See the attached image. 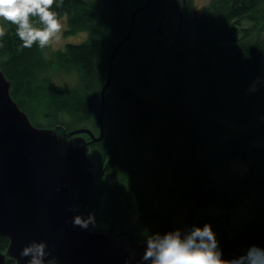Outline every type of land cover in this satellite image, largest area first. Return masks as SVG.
<instances>
[{
  "label": "trees",
  "instance_id": "obj_1",
  "mask_svg": "<svg viewBox=\"0 0 264 264\" xmlns=\"http://www.w3.org/2000/svg\"><path fill=\"white\" fill-rule=\"evenodd\" d=\"M261 1L213 0L199 14V8L193 11L190 5L183 15L180 13L182 24L194 25L201 32L190 50L192 65L183 74L179 66L174 68V73L171 67L172 63H181L185 54L183 57L181 54L168 57L161 52L157 55L159 43L152 39L154 33L158 34L153 30L160 26L168 7L180 5V12L181 0H151L136 15L130 36L114 57L112 76L117 58L118 61L129 58L131 63L145 54L132 69L136 83L122 86L118 97L135 113L136 128L142 135L153 137L156 152L169 164L164 163L172 180L168 189L170 205L164 203V213L158 214L147 201L133 199L127 204L128 212L136 218V224H131L120 211L124 193L115 164V148L103 147L102 154L108 158L100 177L102 185L79 188L74 205L95 215L104 199L102 215L108 219L106 233L127 236L134 245L153 233L174 230L172 207L176 204V209L184 208L188 212L183 236L192 226H202L203 220H194L197 211L211 206L228 211L241 200L253 198L260 210L236 235L224 232L225 216L208 219L219 231L216 240L222 255L242 256L253 245L264 249V219L258 217L264 215V145L251 146L250 136L237 134V129L227 135L224 118L225 112L230 111L231 117L241 123L258 109L252 101L263 95L264 89L249 90L248 85L260 70L264 38L251 44H238L228 58L218 55L220 45L213 40L217 30H226L233 18L250 15ZM53 10L58 19L65 17L64 32L71 35L83 31L85 39L67 43L60 49H41L38 43L26 48L16 34V25L4 21L7 31L0 38V69L10 81L12 98L33 124L71 130L94 117L95 103L108 74L109 55L126 32L130 15L127 19L122 0H63L62 6L54 5ZM191 12L199 15L198 22ZM32 20L40 26L38 18ZM152 53L165 61L173 83L179 80L178 76L184 80L187 96L183 108H177L178 98L174 94L149 104L135 89L134 86L148 82L154 67ZM51 70L60 75H76L77 80L72 84L52 83L48 77ZM238 157L246 166L242 174L230 169L231 162ZM7 245L8 238L0 236V251H5ZM6 264L15 263L8 258ZM45 264L64 263L51 260Z\"/></svg>",
  "mask_w": 264,
  "mask_h": 264
},
{
  "label": "water",
  "instance_id": "obj_2",
  "mask_svg": "<svg viewBox=\"0 0 264 264\" xmlns=\"http://www.w3.org/2000/svg\"><path fill=\"white\" fill-rule=\"evenodd\" d=\"M150 3L146 0L132 9L128 28L109 55L107 78L99 92L98 136L87 127L66 130L33 124L12 98L10 81L0 69V236L8 238L7 248L0 251V264L8 258L15 264H27L30 257L20 252L33 241L45 243V263L150 264L141 260L146 240L132 245L127 236L94 230V212L74 205L79 188L96 185L94 162L86 153L91 143L104 137L105 91L114 57L130 36L136 15ZM77 215L82 219L91 215L93 222L87 228L74 226ZM238 257L222 255L225 260Z\"/></svg>",
  "mask_w": 264,
  "mask_h": 264
},
{
  "label": "rangeland",
  "instance_id": "obj_3",
  "mask_svg": "<svg viewBox=\"0 0 264 264\" xmlns=\"http://www.w3.org/2000/svg\"><path fill=\"white\" fill-rule=\"evenodd\" d=\"M171 2V0H166ZM180 1V0H177ZM213 0H189L191 9L199 8L198 13L206 6H208ZM145 2V0H122V6L126 14V18L130 15L132 9L137 5ZM180 3V2H179ZM176 6V5H175ZM170 6L165 12V16L162 19V26H156L153 31L152 39L159 43V48L156 49L157 55L161 52L162 55L168 57L174 54H181L184 60L175 65L172 63V73L174 68L179 66L182 74L188 72L193 61V57L190 55V50L194 44L195 38L201 32L195 28L194 25L188 26L186 23L180 22L179 6ZM192 16H196V20L199 15L191 12ZM182 17V16H181ZM62 24V31L59 33V38L54 40L49 46L50 50L63 48L67 43L80 42L86 37V32L80 31L76 34H68L64 32L67 28L65 17L60 18ZM198 22V20H197ZM199 22H203L199 20ZM4 21L0 20V25H3ZM4 26V25H3ZM217 36L213 39L218 45H220L221 53L218 54L222 58L232 55L236 46L240 43L251 44L258 39L264 38V0L255 8L250 15L240 18L231 19L227 29L224 31L217 30ZM145 58V54L138 60ZM154 67L149 72L148 82L143 85L134 86L138 90V93L144 97L149 104H154L160 101L162 97L170 94H174L177 99V108H183L186 104L187 91L185 92L184 80L178 76V81L173 83V78L169 69L165 65V61L160 57L152 53ZM129 59V58H128ZM128 59L115 60V69L111 78L110 85L105 91V109L103 115L104 137L101 141L93 142L89 145L87 156L94 162L93 172L94 180L98 185H102L103 179L102 172L105 169L107 158L102 154V148L110 147V150L115 148V164L118 170V174L121 177V190L124 196L120 200V211L122 216L126 217L131 224H136V218L134 213L128 212L127 204L133 199L147 201L148 204L154 209V213L163 214L164 203L170 205L168 201V189L172 186V180L170 171L164 165L166 160L160 156L154 145V139L151 136L142 135L136 128L133 117L135 113L128 110L125 104L119 99V89L128 84H135V77L132 73V69L137 59L129 63ZM162 59V60H160ZM123 61V62H122ZM48 77H50L52 83L58 84H72L77 80L76 75H60L55 71H49ZM187 88V87H186ZM249 90L264 89V56L260 62L259 72L251 79ZM256 108L252 114H250L241 123L235 121L231 117V112L226 111L224 118L226 120L227 135L232 133V130L237 129V134H247L250 136L248 142L251 146L264 145V94L259 95L252 101ZM101 109V100L95 103L94 117L91 122L84 123L80 127H87L92 130L95 136L99 134V113ZM83 137L89 139L87 134H82ZM152 140V141H151ZM102 145V146H101ZM232 172L242 174L246 166L241 158H236L231 162L230 167ZM100 206V207H99ZM99 211H95V220L93 223V229L104 231L107 228L108 219L103 217L105 201L101 200L99 205ZM176 204L173 205V224L176 229L183 234L187 227H185L184 219L188 214L187 210L176 209ZM259 206L255 205L254 199H243L238 202L233 208L228 211H223L216 207H206L196 212L194 220H203L202 226L205 223L211 225V228L215 234V237L219 235V231L216 225L208 219V217L223 215L227 219V224L224 226V232L227 235L233 236L240 232L253 217H256V212H259ZM264 219V215H260ZM201 226V227H202ZM114 227V225H110ZM118 229V227L116 228Z\"/></svg>",
  "mask_w": 264,
  "mask_h": 264
},
{
  "label": "clouds",
  "instance_id": "obj_4",
  "mask_svg": "<svg viewBox=\"0 0 264 264\" xmlns=\"http://www.w3.org/2000/svg\"><path fill=\"white\" fill-rule=\"evenodd\" d=\"M63 0H0V20L16 25V34L26 48L38 43L41 49L59 38L62 24L53 6L59 8ZM32 18H38L36 26ZM0 25V38L6 34ZM73 225L87 228L93 217L73 219ZM43 241H33L22 248L20 255L30 257L27 264H45L47 255ZM142 261L150 264H264V249L251 246L246 254L231 260L222 259L211 225L192 226L183 236L179 229L163 234L153 233L146 239Z\"/></svg>",
  "mask_w": 264,
  "mask_h": 264
},
{
  "label": "flooded vegetation",
  "instance_id": "obj_5",
  "mask_svg": "<svg viewBox=\"0 0 264 264\" xmlns=\"http://www.w3.org/2000/svg\"><path fill=\"white\" fill-rule=\"evenodd\" d=\"M189 7V0H181L180 13L183 15L184 10ZM198 8H194L193 11H196Z\"/></svg>",
  "mask_w": 264,
  "mask_h": 264
}]
</instances>
